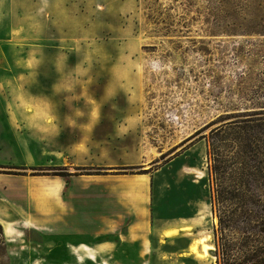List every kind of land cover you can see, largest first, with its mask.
Listing matches in <instances>:
<instances>
[{
    "label": "rangeland",
    "instance_id": "1",
    "mask_svg": "<svg viewBox=\"0 0 264 264\" xmlns=\"http://www.w3.org/2000/svg\"><path fill=\"white\" fill-rule=\"evenodd\" d=\"M0 32V58H21L27 75L29 57L65 60L69 105L78 92L87 124H97L89 142L140 151L132 171L151 184L140 243L106 236L88 245L100 250L91 260L37 230L5 234L0 224V264H193V256L226 264L224 243L232 257L252 253L231 217L264 207V0H0ZM98 169L0 164V172L64 177ZM223 189L232 193L220 202ZM225 209L231 222L220 233ZM162 226L188 233L161 238ZM202 243L214 249L205 254Z\"/></svg>",
    "mask_w": 264,
    "mask_h": 264
},
{
    "label": "crops",
    "instance_id": "2",
    "mask_svg": "<svg viewBox=\"0 0 264 264\" xmlns=\"http://www.w3.org/2000/svg\"><path fill=\"white\" fill-rule=\"evenodd\" d=\"M3 43L7 50L10 43ZM23 61L19 57L0 58V164L15 158L21 166L68 164L105 169L66 177L0 172L4 233L18 231L16 225L37 230L52 240L53 246L57 242L73 245L76 257L91 260L100 250L88 245H105L102 239L106 236L115 243H140L150 227V178L119 168L140 166V151L96 139L95 144L89 142L86 132L97 124H87L78 92L71 96L77 101L69 105L70 82L63 58L29 57L28 75ZM25 105L31 108V118ZM93 147L96 152L91 157ZM110 152L122 155L105 159ZM175 228L185 227L162 226L160 237L165 238L164 232ZM71 239L77 244H71ZM193 264H201L200 259L193 256Z\"/></svg>",
    "mask_w": 264,
    "mask_h": 264
},
{
    "label": "trees",
    "instance_id": "3",
    "mask_svg": "<svg viewBox=\"0 0 264 264\" xmlns=\"http://www.w3.org/2000/svg\"><path fill=\"white\" fill-rule=\"evenodd\" d=\"M85 168V167H82ZM135 168V166H126L122 167L125 171L127 169H130V172L132 169ZM100 172V169L95 171V173ZM138 172V171H136ZM86 173H90L89 171H86ZM144 173V172H139ZM53 175H59V176H65L64 173H52ZM232 190H220L219 193L217 192V200L222 202L225 200V198L230 194L231 195ZM241 203H245V199L240 200ZM227 210L225 209L223 211V215H218V223H219V230L220 233L225 232L226 229H229L230 225V218L226 214ZM231 220L235 222H239L237 225L241 227V246L244 249H249L250 252H252L250 255H247L243 258H236L232 257L230 253L227 251L229 250L224 243V249L221 251V255H223V263L226 264H234V263H257V264H263L264 263V207H260L257 210H251V209H245L243 212V215L240 217V219H232ZM260 252V253H257ZM225 254V256H224ZM239 260V261H238Z\"/></svg>",
    "mask_w": 264,
    "mask_h": 264
},
{
    "label": "bare ground",
    "instance_id": "4",
    "mask_svg": "<svg viewBox=\"0 0 264 264\" xmlns=\"http://www.w3.org/2000/svg\"><path fill=\"white\" fill-rule=\"evenodd\" d=\"M188 233V229L185 227L183 228L182 230H179L177 228L175 229H171V230H167L164 232V237L165 238H178L180 237L181 235L183 234H186ZM192 246V245H191ZM214 249V246L211 245V244H207V243H202V251L205 253V254H208L210 251H212ZM196 246H192V251H194L196 253ZM237 264V263H236ZM242 264V263H241ZM250 264H253V263H250ZM255 264V263H254ZM264 264V263H263Z\"/></svg>",
    "mask_w": 264,
    "mask_h": 264
}]
</instances>
